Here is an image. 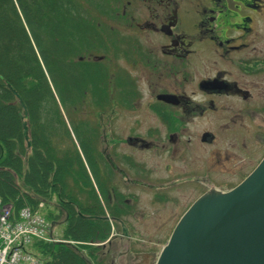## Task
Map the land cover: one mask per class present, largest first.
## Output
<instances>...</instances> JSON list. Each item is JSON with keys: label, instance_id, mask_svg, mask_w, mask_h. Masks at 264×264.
<instances>
[{"label": "flooded vegetation", "instance_id": "af4514ba", "mask_svg": "<svg viewBox=\"0 0 264 264\" xmlns=\"http://www.w3.org/2000/svg\"><path fill=\"white\" fill-rule=\"evenodd\" d=\"M91 1L103 37L75 57L90 73L73 106L81 165L71 201L43 205L63 228L71 207L74 236L104 237L73 241L85 264H143L264 159V0Z\"/></svg>", "mask_w": 264, "mask_h": 264}, {"label": "trees", "instance_id": "16d2710c", "mask_svg": "<svg viewBox=\"0 0 264 264\" xmlns=\"http://www.w3.org/2000/svg\"><path fill=\"white\" fill-rule=\"evenodd\" d=\"M75 1L0 0V198L15 212L25 206L42 211L44 199L51 201L59 192L71 201V169L81 160L60 106L68 111L66 103L85 102L83 89L76 87H84L90 73L75 57L87 46L81 38L94 27L79 15ZM10 88L25 105L26 120ZM24 122L30 148L23 137ZM72 131L76 137L84 132ZM65 139L66 148L61 145ZM79 146L86 153V144ZM65 209L63 240L104 239L92 233L89 238L74 236L73 212ZM53 215L46 218L55 222L58 217ZM98 230L95 223L94 231ZM35 249L42 264H85L71 244L36 243Z\"/></svg>", "mask_w": 264, "mask_h": 264}, {"label": "water", "instance_id": "95a60500", "mask_svg": "<svg viewBox=\"0 0 264 264\" xmlns=\"http://www.w3.org/2000/svg\"><path fill=\"white\" fill-rule=\"evenodd\" d=\"M10 90L26 118L20 96ZM22 127L29 148L28 128ZM156 264H264V159L234 190L192 205Z\"/></svg>", "mask_w": 264, "mask_h": 264}, {"label": "built area", "instance_id": "2783aa9c", "mask_svg": "<svg viewBox=\"0 0 264 264\" xmlns=\"http://www.w3.org/2000/svg\"><path fill=\"white\" fill-rule=\"evenodd\" d=\"M37 241H54L46 221L28 208L15 213L0 199V264H41L31 250Z\"/></svg>", "mask_w": 264, "mask_h": 264}, {"label": "rangeland", "instance_id": "374dc122", "mask_svg": "<svg viewBox=\"0 0 264 264\" xmlns=\"http://www.w3.org/2000/svg\"><path fill=\"white\" fill-rule=\"evenodd\" d=\"M91 1V0H90ZM98 1V0H97ZM92 2V1H91ZM75 4H76V8L77 10L80 12L79 15L82 16L83 19H85L86 21H93V18L94 16H96L97 12L94 10V8L89 4V0H76L75 1ZM93 4V3H92ZM91 7L90 10L87 12L86 11V8L87 7ZM86 37L83 39L81 38V42H84L83 45H87L89 44V42L91 41H97V40H101L102 37H103V31H97V30H91L89 33H86L85 34ZM101 53H99L100 55ZM66 102V101H64ZM68 105V111L64 110V107L62 106L61 104V107H62V113L64 115V118H65V125H66V128L67 130H74L76 128H72V120L76 119L77 117V113L74 111V108L73 106H71V104L69 103H66ZM86 115V110L84 109V114H81V116L79 117V119H83V117ZM87 117V116H86ZM75 121V120H74ZM76 122V121H75ZM1 128V127H0ZM2 130V128H1ZM78 131H82V128H78L77 129ZM72 134V133H71ZM73 135V134H72ZM73 138H74V135H73ZM62 147L65 146V148L67 146H69V141L68 140H63L62 143H61ZM70 186V184H69ZM37 211L39 214H41L42 216H45V213L47 212H51L53 214H55V210L53 208H46L42 211L40 210H35ZM54 216V215H53ZM46 217V216H45ZM48 220V219H47ZM51 220V218H50ZM49 221V223H53V234L56 238H60L61 235H62V227L58 224L59 223V219H57L55 222H52V221ZM163 241L161 242V244H159V247H158V250L161 248V246L163 245ZM158 253L155 254V255H149V256H144L143 257V264H154L155 261H156V257H157Z\"/></svg>", "mask_w": 264, "mask_h": 264}]
</instances>
